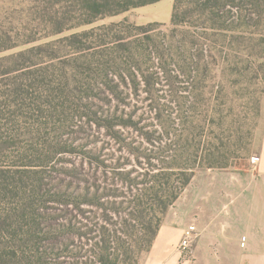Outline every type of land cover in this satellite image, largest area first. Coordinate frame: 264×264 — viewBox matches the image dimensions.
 Listing matches in <instances>:
<instances>
[{"label": "rangeland", "instance_id": "obj_1", "mask_svg": "<svg viewBox=\"0 0 264 264\" xmlns=\"http://www.w3.org/2000/svg\"><path fill=\"white\" fill-rule=\"evenodd\" d=\"M196 1L179 0L176 27L175 0H162L55 34L65 27L52 0H0V198L75 232L63 254L29 243L34 264H99L104 230L118 240L105 264H119L124 232L238 206L233 182L256 164L264 121V0H228L215 30ZM193 146L222 167L195 170L164 215L138 206L143 183Z\"/></svg>", "mask_w": 264, "mask_h": 264}, {"label": "trees", "instance_id": "obj_2", "mask_svg": "<svg viewBox=\"0 0 264 264\" xmlns=\"http://www.w3.org/2000/svg\"><path fill=\"white\" fill-rule=\"evenodd\" d=\"M160 1L162 0H52L51 5L54 9L59 5L61 11H55V15L58 16L60 14L62 19V24L60 23V25H64L65 27L60 26L54 33L57 34L88 26L107 17L119 16L133 9L145 7ZM194 5L195 10H192L191 5L189 6L192 12L196 11L200 15L205 14L207 16V22L210 23L207 28L215 30V17L218 15V11L223 9L225 5L230 6L231 4L228 3V0H203L201 2L196 1ZM178 10H180V2L179 0H175L173 14L170 18V25L173 27L181 25L180 23H182ZM182 14L183 18L184 12ZM154 26H157V23L135 26V28L138 31L146 33ZM113 27H118V24L101 27L99 30H111ZM118 37L119 41L125 39V37L120 36V32ZM120 44L124 45L122 42ZM208 112L212 115V110L208 111L207 109V115ZM190 137L191 139L195 138L193 134H190L186 138ZM197 144H200V140ZM206 155L208 160L207 163H204L206 158L194 146L186 152H178L175 150V154L172 155L173 157L171 156V161L167 162L164 167L165 171L153 174L150 180L144 182L145 185L143 183L141 194H139L138 206H142L150 200L151 205L158 209V213L164 215L167 209L189 185L195 170L200 168L215 169L222 167L211 163L209 159L213 155L211 150ZM87 204L93 205L94 203ZM27 209V204L12 209V207L5 205V201L0 198V264H34L30 256H28V253L32 254V252H27L29 243L32 244L33 248L39 249V244L42 241L52 242L51 247L55 248L59 254L71 252L69 243L72 242L69 238H66V235H75V232L69 229L71 228L70 221H65V223L58 222L56 224L54 222L55 220L47 214H41L35 210L29 212ZM159 227L160 225H156L153 228L148 223L139 233L135 230L124 232L131 239V242L128 247L121 246V249H124V257L119 261V264H136L138 254L143 252L147 254L157 235ZM114 237V233L109 230H104L99 236V239L93 243L95 250L92 251L91 256L97 258L99 264L107 263L108 257L111 255L109 250H114L112 247L114 243L116 245L118 244V240ZM32 257L39 263L36 255ZM82 264L84 263L82 262Z\"/></svg>", "mask_w": 264, "mask_h": 264}, {"label": "crops", "instance_id": "obj_3", "mask_svg": "<svg viewBox=\"0 0 264 264\" xmlns=\"http://www.w3.org/2000/svg\"><path fill=\"white\" fill-rule=\"evenodd\" d=\"M258 159L244 182H233L239 192L231 201L237 207L203 206L181 222L165 219L142 264H264V121ZM189 227L193 242L185 258L177 247Z\"/></svg>", "mask_w": 264, "mask_h": 264}, {"label": "built area", "instance_id": "obj_4", "mask_svg": "<svg viewBox=\"0 0 264 264\" xmlns=\"http://www.w3.org/2000/svg\"><path fill=\"white\" fill-rule=\"evenodd\" d=\"M252 161L254 163H257L259 159L253 157ZM193 233H194V227H189L188 229H186L177 247V251L185 258H189L191 254L190 251L193 242Z\"/></svg>", "mask_w": 264, "mask_h": 264}]
</instances>
